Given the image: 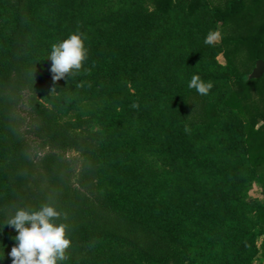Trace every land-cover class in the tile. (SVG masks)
Instances as JSON below:
<instances>
[{"label":"trees","instance_id":"trees-1","mask_svg":"<svg viewBox=\"0 0 264 264\" xmlns=\"http://www.w3.org/2000/svg\"><path fill=\"white\" fill-rule=\"evenodd\" d=\"M247 15L260 18L248 35L204 43ZM74 32L89 72L54 81L51 46ZM231 43L252 65L264 57V0H0V264L18 234L6 220L44 203L67 213L62 264L264 257V95L249 117L242 103L264 76L248 79ZM193 75L213 83L208 95L188 87ZM67 151L79 154L72 174Z\"/></svg>","mask_w":264,"mask_h":264},{"label":"clouds","instance_id":"clouds-1","mask_svg":"<svg viewBox=\"0 0 264 264\" xmlns=\"http://www.w3.org/2000/svg\"><path fill=\"white\" fill-rule=\"evenodd\" d=\"M221 39L222 34L219 30H210L204 43L215 46ZM88 54L85 37L79 32H74L63 41L54 43L48 56L52 61L50 71L53 80L75 77L82 70L89 72L84 67ZM34 73L30 74L33 78ZM213 86L211 81L205 82L199 75H193L188 84L190 89H195L204 96L209 94ZM131 107L138 109L139 104L134 102ZM67 219V213L57 210L52 203H44L38 210L17 208L5 222V225L14 228L18 233L13 238L15 246L9 253L12 264H62L67 261L68 250L72 246L69 225L62 222Z\"/></svg>","mask_w":264,"mask_h":264},{"label":"rangeland","instance_id":"rangeland-1","mask_svg":"<svg viewBox=\"0 0 264 264\" xmlns=\"http://www.w3.org/2000/svg\"><path fill=\"white\" fill-rule=\"evenodd\" d=\"M224 0H210L211 3H222ZM248 3L250 0H246ZM249 17L248 15L246 16ZM260 21V18H257L256 20H250L249 18L246 20L239 19V20H231L225 25L224 27L220 28L219 31L222 34L221 41H224L226 38H232V40H235L239 36H246L249 33H251L256 24ZM235 42V41H233ZM228 49L231 50L232 57L234 59V63L236 67L239 70H250L254 68L255 64L252 65L251 60L248 58V49L244 45H237L234 43L229 44V46H226ZM218 59L222 62H225V55L220 54L218 56ZM264 62V57L261 58ZM264 76V70L261 73V75L257 78H261ZM255 78V79H257ZM264 92L261 93L258 87L255 84H252L249 91V97L247 99H243V109H244V116L249 117V111H254L260 109L263 106V102L261 101V98L263 97ZM44 100V99H43ZM44 102H46L44 100ZM26 103V102H25ZM27 105V104H26ZM92 109L88 104L84 105L82 108L72 111L66 115L65 118L74 119L77 116L85 117L87 115V111ZM194 107L191 106V111H193ZM22 114L24 112L21 110ZM64 158L66 161L71 163V174L74 173L78 169L79 165V154L76 151H67L64 154ZM264 170V164L261 166ZM37 171L34 172V179H36L35 182L38 183V185H41L44 187L45 182L42 180V173L40 168H36ZM262 183L260 181H255L251 187L250 193L253 197L261 198L262 197ZM261 242V238H258V243ZM253 264H264V257L258 256L254 261Z\"/></svg>","mask_w":264,"mask_h":264},{"label":"water","instance_id":"water-1","mask_svg":"<svg viewBox=\"0 0 264 264\" xmlns=\"http://www.w3.org/2000/svg\"><path fill=\"white\" fill-rule=\"evenodd\" d=\"M264 70V62L262 59H257L255 62V66L252 71L248 75V79L257 78L261 75Z\"/></svg>","mask_w":264,"mask_h":264}]
</instances>
